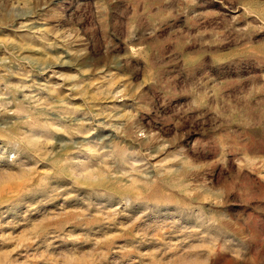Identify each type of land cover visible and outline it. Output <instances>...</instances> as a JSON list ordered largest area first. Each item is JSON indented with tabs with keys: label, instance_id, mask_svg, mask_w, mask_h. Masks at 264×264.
I'll return each mask as SVG.
<instances>
[{
	"label": "rangeland",
	"instance_id": "374dc122",
	"mask_svg": "<svg viewBox=\"0 0 264 264\" xmlns=\"http://www.w3.org/2000/svg\"><path fill=\"white\" fill-rule=\"evenodd\" d=\"M0 264H264V0H0Z\"/></svg>",
	"mask_w": 264,
	"mask_h": 264
}]
</instances>
